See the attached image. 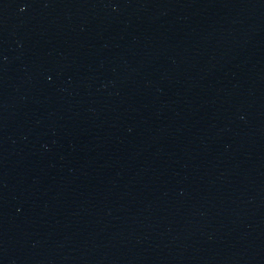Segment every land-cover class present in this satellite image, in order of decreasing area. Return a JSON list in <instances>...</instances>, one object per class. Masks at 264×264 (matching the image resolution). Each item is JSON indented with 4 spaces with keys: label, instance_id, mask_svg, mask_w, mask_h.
<instances>
[{
    "label": "water",
    "instance_id": "obj_1",
    "mask_svg": "<svg viewBox=\"0 0 264 264\" xmlns=\"http://www.w3.org/2000/svg\"><path fill=\"white\" fill-rule=\"evenodd\" d=\"M0 264H264V0H0Z\"/></svg>",
    "mask_w": 264,
    "mask_h": 264
}]
</instances>
